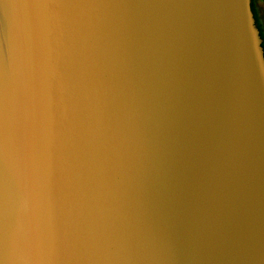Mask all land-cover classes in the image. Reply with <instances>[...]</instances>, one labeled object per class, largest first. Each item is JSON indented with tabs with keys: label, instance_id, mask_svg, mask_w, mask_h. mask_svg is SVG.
<instances>
[{
	"label": "clouds",
	"instance_id": "obj_1",
	"mask_svg": "<svg viewBox=\"0 0 264 264\" xmlns=\"http://www.w3.org/2000/svg\"><path fill=\"white\" fill-rule=\"evenodd\" d=\"M0 264H264V0H0Z\"/></svg>",
	"mask_w": 264,
	"mask_h": 264
}]
</instances>
